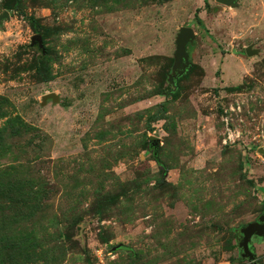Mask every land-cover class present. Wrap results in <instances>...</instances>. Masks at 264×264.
<instances>
[{
	"label": "rangeland",
	"instance_id": "1",
	"mask_svg": "<svg viewBox=\"0 0 264 264\" xmlns=\"http://www.w3.org/2000/svg\"><path fill=\"white\" fill-rule=\"evenodd\" d=\"M205 1L0 0V113L28 125L0 133V264H251L264 0ZM180 27L194 37L171 82ZM249 249L264 264V238Z\"/></svg>",
	"mask_w": 264,
	"mask_h": 264
},
{
	"label": "water",
	"instance_id": "2",
	"mask_svg": "<svg viewBox=\"0 0 264 264\" xmlns=\"http://www.w3.org/2000/svg\"><path fill=\"white\" fill-rule=\"evenodd\" d=\"M217 4L224 6H234L238 0H214ZM8 13L3 12L0 14V21L2 19H8ZM194 37V33L189 27H180L177 31L174 39V52H173V66L177 70V73L171 77V82L183 75L189 66L188 55L185 51L186 44ZM32 41H37L38 47L41 48V39L39 35H34ZM249 53V52H247ZM251 55V53H249ZM263 211L256 221L251 222L239 229L241 236L240 241L237 244L239 249V258L245 259L251 264L254 261V254L250 251L249 246L251 239L264 238V197L262 199Z\"/></svg>",
	"mask_w": 264,
	"mask_h": 264
},
{
	"label": "trees",
	"instance_id": "3",
	"mask_svg": "<svg viewBox=\"0 0 264 264\" xmlns=\"http://www.w3.org/2000/svg\"><path fill=\"white\" fill-rule=\"evenodd\" d=\"M203 3H204V7H207V2L205 0H203ZM194 17H195V21L198 23L199 21H198L197 17L196 16H194ZM32 20H33L32 18H29L30 22H32ZM30 29L32 31L35 30V28L32 25H30ZM47 60L48 59L45 56H43L41 59L35 61L32 65V69H33L36 77L42 82H47V81H49V78H50V75H49L48 69H47V65H46ZM7 104H8L7 100L0 97V106L5 108L7 106ZM4 114L5 113H0V118L6 117L4 125L0 128V133H4L7 131L12 135H19L21 133H24L27 130L28 125L25 124L24 122H22L18 116L9 117L8 115H4ZM4 193L7 196V192L4 191ZM5 195H3V196H5ZM24 205L25 204H22L24 211H26V212H27V210L32 208L31 205H25V206ZM14 245L15 246L13 249L15 251H17L19 253L24 252V248L22 247L21 244H17V245L14 244Z\"/></svg>",
	"mask_w": 264,
	"mask_h": 264
},
{
	"label": "flooded vegetation",
	"instance_id": "4",
	"mask_svg": "<svg viewBox=\"0 0 264 264\" xmlns=\"http://www.w3.org/2000/svg\"><path fill=\"white\" fill-rule=\"evenodd\" d=\"M250 247V246H249Z\"/></svg>",
	"mask_w": 264,
	"mask_h": 264
}]
</instances>
